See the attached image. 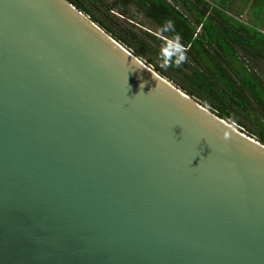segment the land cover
I'll return each instance as SVG.
<instances>
[{
	"label": "water",
	"instance_id": "obj_1",
	"mask_svg": "<svg viewBox=\"0 0 264 264\" xmlns=\"http://www.w3.org/2000/svg\"><path fill=\"white\" fill-rule=\"evenodd\" d=\"M0 264H264V143L69 0H0Z\"/></svg>",
	"mask_w": 264,
	"mask_h": 264
},
{
	"label": "trees",
	"instance_id": "obj_2",
	"mask_svg": "<svg viewBox=\"0 0 264 264\" xmlns=\"http://www.w3.org/2000/svg\"><path fill=\"white\" fill-rule=\"evenodd\" d=\"M69 1L162 76L264 143V23L240 18L247 3L262 11L264 0L240 1L238 13L230 0ZM177 38L186 59L177 66L173 56L162 66V47H174Z\"/></svg>",
	"mask_w": 264,
	"mask_h": 264
},
{
	"label": "clouds",
	"instance_id": "obj_3",
	"mask_svg": "<svg viewBox=\"0 0 264 264\" xmlns=\"http://www.w3.org/2000/svg\"><path fill=\"white\" fill-rule=\"evenodd\" d=\"M173 45H169L167 42L161 49V59L164 61V64L162 66H167L168 63L172 60V57L175 56V64L178 66L181 64L185 59L184 55V49L183 46L179 43L178 38L173 41Z\"/></svg>",
	"mask_w": 264,
	"mask_h": 264
},
{
	"label": "rangeland",
	"instance_id": "obj_4",
	"mask_svg": "<svg viewBox=\"0 0 264 264\" xmlns=\"http://www.w3.org/2000/svg\"><path fill=\"white\" fill-rule=\"evenodd\" d=\"M108 1H111V0H108ZM240 1H242V2H247L248 0H230V3H232V5L234 4V5H239L240 4ZM252 1V0H251ZM252 3V2H251ZM232 6L231 8L233 9V11L234 12H237V10L235 9V6ZM247 10H248V12L247 11H245V12H247L248 14H249V16H247V14L245 13V14H243V15H241L240 16V18L242 19V20H244L245 21V17H248L247 19L249 20V23H251V24H255V25H257V26H261L262 24H259V23H254V21L255 20H257V22L260 20L261 21V23H264V8H263V10L262 11H258L257 9H258V7H255V9L254 10H252L251 11V9H250V3H247ZM246 8V7H245ZM238 13V12H237ZM239 14H240V12H239ZM146 62V61H145ZM147 63V62H146ZM148 64V63H147ZM150 65V64H149ZM254 108H257L256 106H254ZM230 122H234V121H231V120H229ZM247 122L249 123V124H251L252 125V122L250 121V120H247Z\"/></svg>",
	"mask_w": 264,
	"mask_h": 264
},
{
	"label": "crops",
	"instance_id": "obj_5",
	"mask_svg": "<svg viewBox=\"0 0 264 264\" xmlns=\"http://www.w3.org/2000/svg\"><path fill=\"white\" fill-rule=\"evenodd\" d=\"M233 5H234V4H233ZM233 5H232V3H231V7H232ZM234 6L237 7V5H234ZM255 6H257V5H255ZM246 8H247V6H246ZM253 8L255 9V7H253ZM230 10L233 11V9H231V8H230ZM257 10H259V9H257ZM251 11H252V9H251ZM247 15H248V13H247Z\"/></svg>",
	"mask_w": 264,
	"mask_h": 264
},
{
	"label": "built area",
	"instance_id": "obj_6",
	"mask_svg": "<svg viewBox=\"0 0 264 264\" xmlns=\"http://www.w3.org/2000/svg\"><path fill=\"white\" fill-rule=\"evenodd\" d=\"M169 2H173V0H168Z\"/></svg>",
	"mask_w": 264,
	"mask_h": 264
}]
</instances>
